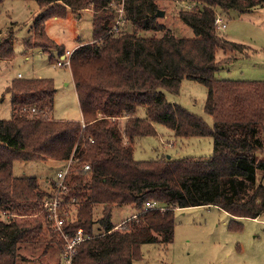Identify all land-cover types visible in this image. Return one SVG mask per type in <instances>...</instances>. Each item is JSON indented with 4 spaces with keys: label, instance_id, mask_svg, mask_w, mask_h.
<instances>
[{
    "label": "trees",
    "instance_id": "obj_1",
    "mask_svg": "<svg viewBox=\"0 0 264 264\" xmlns=\"http://www.w3.org/2000/svg\"><path fill=\"white\" fill-rule=\"evenodd\" d=\"M25 1L39 6L35 35L57 46L51 48L62 51L47 36L45 22L70 11H92L93 39L81 43L71 59L82 121L50 116L57 92L53 79L23 78L7 88L13 110L0 120V213L10 216L0 218V264H17L22 244L43 240L44 224H52L45 204L56 191L59 210L74 206L71 214L60 212L64 230L74 236L82 229L87 236L71 264H134L143 260L145 244L167 248L174 241L177 208L215 206L234 219L264 213V185L257 183L258 172H264V80L215 77L235 61L218 60L220 50H246L219 34L216 12H250L264 7V0H177L194 5L178 13L193 38L155 35L166 31L156 0ZM117 7L131 30L114 28ZM13 34L0 45V62L14 56ZM23 41L29 44V38ZM185 79L207 87L204 110L213 117L212 126L167 100L165 91L178 94ZM156 124L175 138H213L211 157L136 160L135 140L157 136ZM71 159L63 187L56 179L44 184L13 171L17 161ZM147 203L157 205L147 208ZM122 207H133L136 215L116 228L113 210ZM36 213L41 216H31ZM47 229L51 241L64 246L59 232Z\"/></svg>",
    "mask_w": 264,
    "mask_h": 264
},
{
    "label": "rangeland",
    "instance_id": "obj_2",
    "mask_svg": "<svg viewBox=\"0 0 264 264\" xmlns=\"http://www.w3.org/2000/svg\"><path fill=\"white\" fill-rule=\"evenodd\" d=\"M165 16L159 22L166 31L155 33L163 35L168 32L177 37L193 38V30L178 17L181 9H193V3L177 0H156ZM122 8L117 7L116 19L121 18ZM40 11L34 1L5 0L0 4V45L10 32L14 34V56L9 61L0 62V120L10 118L13 106L12 96L7 88L13 80L23 78L53 79L57 89L53 109L50 116L55 120H82L76 87L71 65L58 67L57 62L67 51H73L81 43H89L93 39V13L91 10L76 15L71 11L64 18H49L45 22L47 36L60 45L62 51L51 47L46 40L37 38L34 31V16ZM124 17V14L123 16ZM227 28L218 30L224 38L245 45L246 50L223 51L217 59H235L222 68L215 77L231 80H264V7L250 12L230 11L226 14ZM131 30L125 22L119 28ZM217 29V28H216ZM153 33H147V36ZM29 38L24 45L23 39ZM46 46V47H45ZM43 47L50 48L45 52ZM61 55V56H60ZM207 87L195 80L185 79L181 83L178 94L166 92L168 101L178 103L189 111L201 116L209 125H213V117L204 110ZM140 116H145V109L140 108ZM157 136L139 137L134 143L136 160H162L197 158L208 159L214 148L211 137L175 138L172 131L163 124H156ZM127 141V140H126ZM65 162L55 160L17 161L14 164V175L18 177H37L41 183H49L56 179L59 171L66 167ZM257 183L264 185V172H258ZM43 185V184H42ZM61 196L55 192L54 204ZM64 207L61 211L74 209ZM45 209L48 211L46 204ZM72 210V211H71ZM101 206L95 211L94 219L100 217ZM136 213L133 207L115 208L113 221L119 226ZM69 214V215H70ZM10 215L0 213L1 219ZM40 217V213L32 214ZM44 229L46 236L42 241L22 244L19 248L17 264H65L66 252L61 242L51 241L48 225L57 232L54 219L48 215ZM174 241L167 248L153 244L142 246L143 260L134 264H264V213L258 218L234 219L224 210L215 206H194L175 210ZM48 223V225H47ZM98 225H95V230ZM61 237V236H60ZM64 245V240L61 238Z\"/></svg>",
    "mask_w": 264,
    "mask_h": 264
},
{
    "label": "built area",
    "instance_id": "obj_3",
    "mask_svg": "<svg viewBox=\"0 0 264 264\" xmlns=\"http://www.w3.org/2000/svg\"><path fill=\"white\" fill-rule=\"evenodd\" d=\"M122 15L121 18H119L114 26V28H118L119 26L123 25L126 20L123 16V9L121 10ZM215 25L217 30H223L227 28V20H226V14L222 12H216V18H215ZM73 51H67L64 55V57H61V60H59L56 64L58 67H64V66H70L71 65V59L73 55ZM35 109H32V112H34ZM72 159L66 163V167L64 170L59 171L56 177L57 185L59 187H63L64 181L67 177V174L69 172V169L72 164ZM85 169L88 170L90 169L89 165L85 166ZM156 203H147L146 207L147 208H154L156 207ZM46 207L48 209V215L51 217V219H54L55 221V228L59 232L61 238L64 240V246L63 249L66 252L65 255V264H71L72 262V257L77 251L78 245L83 242L87 236H85L84 231L82 229H79L77 233L74 236H70L69 233H67L64 230V219L61 218V214H57V209H59L58 202L56 201L54 204H51L50 202L46 203Z\"/></svg>",
    "mask_w": 264,
    "mask_h": 264
},
{
    "label": "water",
    "instance_id": "obj_4",
    "mask_svg": "<svg viewBox=\"0 0 264 264\" xmlns=\"http://www.w3.org/2000/svg\"><path fill=\"white\" fill-rule=\"evenodd\" d=\"M164 16H165V11L159 10L158 13H157V17L161 18V17H164Z\"/></svg>",
    "mask_w": 264,
    "mask_h": 264
},
{
    "label": "crops",
    "instance_id": "obj_5",
    "mask_svg": "<svg viewBox=\"0 0 264 264\" xmlns=\"http://www.w3.org/2000/svg\"><path fill=\"white\" fill-rule=\"evenodd\" d=\"M63 120H65V119H63ZM69 120H71V119H69ZM83 120V119H82ZM81 120V121H82ZM74 121H79V120H74ZM173 134V133H172ZM136 215V213L133 215V216H135ZM120 226H117L116 228H119Z\"/></svg>",
    "mask_w": 264,
    "mask_h": 264
}]
</instances>
